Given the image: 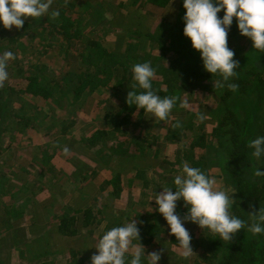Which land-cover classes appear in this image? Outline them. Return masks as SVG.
Instances as JSON below:
<instances>
[{
	"label": "rangeland",
	"instance_id": "obj_1",
	"mask_svg": "<svg viewBox=\"0 0 264 264\" xmlns=\"http://www.w3.org/2000/svg\"><path fill=\"white\" fill-rule=\"evenodd\" d=\"M60 0H54V4H57ZM62 1V0H61ZM119 1L121 0H81L82 5L86 6V13L80 15L79 19L85 25L86 21L90 20V25L85 27L84 34L88 33L91 28L96 25L95 21L102 17L108 20L112 14L118 10ZM78 4V3H74ZM130 5H128V8ZM182 7L181 0H170V2L160 9V15L155 17H148L145 14H136L134 9L123 10L121 9L120 21L122 22V28L111 30L110 24L104 26L98 31L101 34L103 42L113 45L114 53L122 57V60L127 56L132 58L133 54L136 56H145L147 53L156 56L158 54L157 46L153 42H144L140 44L137 37H130L129 30L136 29L139 27L140 30L143 28H149L153 30L156 24L161 23V18L166 19L167 24L175 23V14L178 13L179 8ZM99 12L100 16H95V13ZM143 13V12H142ZM222 12L218 15L222 16ZM90 15V16H89ZM123 16H126L123 18ZM98 17V18H97ZM161 17V18H160ZM46 18V17H43ZM43 18L36 19L34 22L32 18L25 20L23 26L25 30L22 33L20 29L12 27L11 29H4L0 26V42H3L6 38L18 37L17 41L24 44L25 48L20 49L17 52L16 58L21 63V69H27L31 66H46L50 69L56 70L59 68V73H64V70L79 69L80 64L78 62H68L65 60L64 50L66 46L60 47L61 37L56 36L49 28L46 29V24ZM167 27V26H166ZM24 28V27H23ZM43 30V31H42ZM118 33V34H117ZM170 43V42H169ZM131 45L135 46L136 50H131ZM144 47H143V46ZM228 47L235 53L234 59L239 62V67L235 69L237 75H244L246 72L242 69H248V66L244 64L245 54H247V62L255 69H258L259 64L264 63V53H258L252 50L251 42L239 35L235 18L233 24L228 33ZM19 49V48H18ZM9 48L6 50L8 51ZM197 52V51H196ZM198 53V52H197ZM244 58H241L240 55ZM189 55V54H188ZM187 53L184 57H178L176 53H169L167 61L175 59H183V65L188 67V56ZM199 56V53H198ZM125 61V64H131L132 62ZM258 60V61H256ZM12 61L8 62V68L12 69ZM166 61V62H167ZM200 58L194 60L196 66H198V72L207 74L202 68V64L199 62ZM67 62V64L65 63ZM67 65L65 68L64 65ZM187 64V65H186ZM242 65L243 68H242ZM258 65V66H257ZM18 64H15V69L12 71L13 81L8 85H12V91L7 92L9 99V107L7 108L8 116L6 125V132L2 133L0 140V167L5 172L0 170V264H66L73 261L75 253L79 254L86 260L84 263L90 264V257L96 253L92 251L86 245L87 242H97L99 237L107 231L110 226H113V220L116 219L120 210L119 207H125L130 210L133 214H149L156 213L161 218L160 223L162 228L169 235L166 222L162 216L155 211V201H149L154 197L155 191L160 193L163 189L171 186V180L181 172L182 167H179L177 153L180 151L183 145H187L188 142L195 136L199 135L200 130H196V127L184 128L179 134V143L174 141H167L163 136L165 130L161 129L160 132H153L150 129L143 132L142 141L140 147L134 148L132 146V154L138 153L139 156H127L123 160L130 162L138 159L140 166L146 170L145 182H133L129 184L121 183L119 188V197L114 196L112 193L108 195V191L104 190L102 186L107 184L114 178V173L119 172L124 174L126 171L127 164H121L118 161L106 162L104 157H100L98 153H94L92 150L86 148L84 140L90 137L97 129L100 128L102 120L100 119L101 112L105 109L111 110L117 103L115 99L114 89L112 86L114 82L108 86L112 87V90L107 87H101L96 89L91 94L85 92L80 96L79 99L71 101L70 97L67 99L69 104L61 106L57 104L56 100L44 101L41 98H30L21 94L25 81L23 79H17L19 74ZM131 66V65H130ZM56 68V69H55ZM129 73H126L127 80L125 86L116 85L115 87L121 89L122 97H126L128 85L132 86L134 83L132 80L131 67ZM48 76L56 77L57 74L48 72ZM155 76L157 78H155ZM153 82L162 84V79L155 75ZM204 87L198 92L189 94L188 91H181L177 88L174 89V93H165V96H175L177 98V105L170 113L169 119L163 121L160 126L168 124V120L175 121L176 119L182 118L183 120L189 119L191 114H194L195 109H202L205 116L203 121H196L199 124L206 126L207 130L215 128L217 121L219 120L220 113H216L217 110H222V104L220 105L219 98L215 96H208V86L211 85L209 81L199 82ZM213 84V83H212ZM99 88V87H98ZM163 96V97H165ZM249 98V97H247ZM30 102V103H29ZM51 102L55 106H52ZM250 99L244 100V98H235L232 96V100L229 106L239 121V125L243 129L245 137L252 134L251 121L252 117L250 114L249 106H252ZM57 104V105H56ZM29 105V106H28ZM63 111V112H60ZM223 111V110H222ZM10 112V113H9ZM213 112H215L213 114ZM217 114V115H216ZM23 115L24 118H18ZM196 120V117H194ZM149 120V119H147ZM62 124V125H61ZM67 130L64 133H60V128ZM17 128V129H16ZM163 128V127H162ZM166 128V127H165ZM22 130V131H20ZM111 142L112 144H120L124 140L121 137H114ZM210 144V143H209ZM67 147L69 153L63 154L62 148ZM145 153V154H144ZM183 153V152H182ZM201 154L202 151L199 150ZM105 155V153H100ZM144 154V156H142ZM42 155L51 156L49 158L50 163L52 162L53 168L56 170L51 174L45 172L40 163L42 162ZM98 158V163L94 164L91 160L92 157ZM155 158V159H154ZM168 160L171 165H165L162 171V161ZM175 161V162H174ZM79 162L85 164L79 166ZM187 163L190 166V162L186 159L183 165ZM107 164V165H106ZM169 164V165H170ZM182 165V166H183ZM129 168V167H128ZM83 169V171L79 170ZM256 169L252 170L255 173ZM94 171L93 173H91ZM86 176V177H85ZM28 178V180H25ZM215 179L214 188L224 190L230 194L231 198L234 196L233 189L224 182L223 176L213 175ZM34 179L36 184L32 181ZM76 183V185H74ZM147 184V185H146ZM80 189V190H79ZM35 199V200H34ZM34 200V205H38L37 210L32 212L33 218H36L33 227L28 224L26 220L15 224L14 229L18 226L23 234V238L19 236L18 239L11 240L9 234L11 230L6 228L5 219L11 214L12 209H19L21 212H26L29 209V202ZM100 200V201H99ZM94 201L103 203V212H113L116 216L106 217L101 226L93 228L94 232L92 235L89 231L83 229L77 236L64 237L62 234L57 233L54 230L55 218L68 211H79L84 210L87 207H94ZM102 201V202H101ZM91 202L93 204H91ZM109 206L113 208L110 211ZM98 209L95 206V210ZM153 209V211H152ZM99 210V209H98ZM126 212V210H123ZM127 213V212H126ZM133 214L129 215L130 218ZM123 215H119L122 218ZM158 217V216H157ZM45 218V219H44ZM135 218V216H133ZM108 227L105 230L104 225ZM185 227L188 229L192 236L191 246L194 254L187 260L182 259L181 249L175 244L170 243L166 247L168 241L164 244H159V247L163 246L164 251L161 255L159 264H203L207 262L206 258L203 261L198 258L201 250L214 249L215 246H201L202 240L204 243L210 242L211 238H216L218 235H211L207 231L203 233L194 224L186 223ZM30 231V229H32ZM111 228V227H110ZM19 229V230H20ZM42 229V232H40ZM171 237L173 235H170ZM219 237V236H218ZM24 239V240H23ZM91 239V240H90ZM169 239V238H168ZM66 241V242H65ZM176 241V239H175ZM16 243V245L14 244ZM69 242V243H68ZM86 242V243H85ZM177 242V241H176ZM92 243V242H91ZM83 244V245H82ZM52 246V248H51ZM210 251V250H209ZM208 251V254L210 252ZM152 251H145V255ZM199 259V260H198ZM208 263H213L214 258L209 257Z\"/></svg>",
	"mask_w": 264,
	"mask_h": 264
},
{
	"label": "trees",
	"instance_id": "obj_2",
	"mask_svg": "<svg viewBox=\"0 0 264 264\" xmlns=\"http://www.w3.org/2000/svg\"><path fill=\"white\" fill-rule=\"evenodd\" d=\"M169 2L170 0H121L119 1L118 10L115 11L108 20H106L107 17L101 19L103 15L98 18L100 13L96 12L95 16H98V21H95L96 25L86 34H84L83 31L91 22L88 20L85 25L82 26L83 22L79 17L86 13L85 9L88 5H82L83 3L81 0H60L57 4H54L53 8L60 11V16L54 20L49 17L43 18L46 24L45 28H49V31L61 37L62 42L60 43V47L66 46L64 53L67 58H65V60L68 62H78L80 67L79 69L77 68V70H74L72 66L68 69L66 65L67 62H65L66 64L64 65L65 68H67V70H64V73H59V68L52 70L48 65L42 67L31 66L23 70L16 56L18 50L25 48L24 44L18 42V37L15 36L6 38L3 42H0V54H3V52L9 48L8 51H11L15 57L12 61V69L8 68L9 78L5 82L4 87L0 88V140L2 138V133L7 131L5 122L8 121L7 108L10 105L8 104L9 99L7 97V92L15 88L7 83H10L13 81V78H15L12 75L15 64L19 66V71H17L19 77L17 79H23L25 81L21 94L30 98L39 97L44 101L56 100L57 104H61V106L69 104L67 100L69 97L71 101H75L85 92L92 95L94 91L100 89V86L107 87L111 90L113 87V95H115L114 97L117 105L111 108V110L105 109L101 112L100 119L102 120V124L100 128L84 140L86 148L92 150L94 153H98L100 157H104L106 162L111 163L113 161H118L121 164H127L124 174H121L120 171L114 173V178L102 186L106 191H108V187L110 188V191H108L110 193H108V195L112 193L114 196L119 197L121 191L119 186L121 183L126 184L128 182L131 184L133 182L146 181V170L143 166H140L138 159L130 162L124 161L123 159L127 156H139L137 152L132 154V146L134 148L140 147L139 145L143 143L141 139L143 136L142 133L148 131L146 130L147 128L155 133L164 129L165 135L163 138L167 141L179 143L180 140L178 137L181 130L184 128H191V130H193L196 127V130H200L199 135H195L187 145H183L181 149H179L180 151L176 156L179 154L180 156L176 163H179L178 165L181 168L186 159L190 162V167L200 168L209 177L215 176V174L223 176L224 182L234 191L233 199L235 200L231 202L232 206L229 209L230 213L244 220L246 224H249L251 223L249 213H253L259 208H264V177H257L255 173H252L253 169L261 168V170H264V158L257 161L251 156L252 149L248 147L250 141L257 135H264V63L259 64L260 66L257 65L259 68L255 69L252 66L250 67V64H248L246 60L248 59L247 54H251V52L245 54L246 59L241 54L240 56L244 58V64L248 66V69H242L246 74L236 75L234 80L231 81L238 85V89L232 91L227 87L216 88V77H211L209 73L204 75L198 72V66H196L194 60L200 57L198 53L192 49L189 40L182 35L183 23L181 17L184 11L182 7L179 8L177 14L173 15L175 16L174 24L169 25L166 21L168 18L163 19L160 17V20H162L161 23L158 22L153 30L149 28L140 30L139 27L129 30L130 37H137L140 44L144 42L155 43L158 50L156 56L149 53L145 56H136L133 54L132 58L127 56V58L125 57L122 60V57L114 53L115 48L113 45L110 46L101 41L103 40L101 37L102 35L97 31L104 28L106 24H110L111 30H119L120 27L122 28V22L120 21V17L122 16H117L121 14L120 10L127 9L128 5H130V7L127 10L134 9L136 14L146 13L145 15L148 17H155L160 15V9L166 7ZM74 3L78 4L76 5ZM125 17L126 16H123V18ZM23 27L20 28V31L25 33L23 30H25L26 26ZM131 50H136L135 46L131 45ZM169 53H176L180 58L184 57L186 53L187 55L189 54L187 56L189 64H186L188 67L183 65L184 58L167 61ZM128 59H130L129 61L132 63L127 65L124 62ZM143 62H151L155 69V75H158V77L162 79L164 88L159 83L155 84L152 81L153 89L161 97L165 96L166 92L174 93L173 88H177L181 91H188L189 94L198 92L202 89L203 93L204 87H202L199 82L209 81L211 85L208 86L206 94L208 96L212 95L218 97L220 102L219 106L222 104L223 110L219 108V110L216 111V113H220V117L215 128L213 127L207 130L205 125L196 122L198 121L197 118L196 120L194 118L196 117V113H203L202 109L204 110V107H202V109H195L193 111L195 115L191 114L188 120H183L182 118L176 119L175 121L168 120L170 123L164 126H160L162 122H153V119L149 118L148 114L143 113L142 110L137 112L132 106L129 107L125 103L126 97H122L121 89L115 86L117 84L125 86V82L128 78L126 73L130 71L129 67H132V65L136 63ZM199 62L202 64L201 60ZM243 66L244 65H242V68ZM48 72L57 74V76H48ZM155 78L157 77L155 76ZM112 82H114L113 84L115 85L109 87L108 85ZM131 88L132 86L128 85V89L131 90ZM233 95H235V98H244V100L250 99L253 102L252 106H249L252 117V134L247 137L243 134V129L229 106ZM51 104L55 106L53 102H51ZM60 112L63 111L60 110ZM214 113L215 112H213V114ZM17 117L20 118V120L24 118L23 115ZM177 122H180V127H174ZM65 129L66 127L60 128L59 132H66L67 130ZM114 137H121V140H124L122 145L121 143L112 144L111 142ZM199 150L202 151L201 154ZM100 153H105V155H101ZM144 154L142 156H144ZM48 157L51 158V156ZM49 158L42 155L40 166L45 172L51 174L56 170L53 168L52 162L50 163ZM91 160L94 164L98 163V158L95 156L92 157ZM78 164L79 166L85 167V164L82 162ZM169 164L168 160H163L161 163L162 171H165L163 169L165 165L170 166V169L174 165ZM0 170L5 177V171L2 170V166ZM79 170L83 171V169ZM93 172L94 171L91 173ZM25 180H28V178H25L24 181ZM32 181L36 184L34 179H32ZM74 185H76V183H74ZM171 187H173L172 182L169 188ZM1 196L2 195H0V197ZM34 200L29 202V209L26 210L25 214L17 208L14 210V208L11 214L9 213V216L5 219L6 228L8 231L9 229L11 230L9 233L11 235V240L15 241L19 236L23 238V235L21 236V234H23L21 229L18 226L14 229L16 223H20L29 217L26 221H28L30 227H33L36 218H33L35 214L32 212L38 208V205H34ZM94 203L99 210H95V206H90L84 210H72L61 213L58 218H55L56 223L54 230L62 234V236L70 238L77 236L83 229L88 230L89 234L92 235L94 233L92 232L93 228H97L101 226V223L105 222V219L103 220L101 217L114 218L116 216L113 212H103V203L101 204L98 201H94ZM91 204L93 203L91 202ZM109 209L113 211L111 206H109ZM119 209L122 211H120L116 219L113 220L112 224L114 225L110 226L111 228L127 223L131 219V217L128 218V214L131 215L133 213L126 209V206L119 207ZM123 210H126L127 213ZM177 212L181 216H183L185 212L182 202L180 201L177 202ZM152 214L153 215H149L148 213L135 214V218H132L139 222L140 243L144 246L145 250L156 251L163 249L164 251L163 246L159 247V244H164V242L166 243L167 241L166 247H168L170 243L175 244L173 247H176L177 242L175 241V237L167 235L161 226V218L159 215H156V213ZM119 215H123V217L119 218ZM107 223L108 222L104 225L105 230L108 227ZM110 227L108 229H110ZM32 230L33 228L30 229V231ZM40 232H42V229ZM204 241L205 240H202V242H200L201 246L205 244V246L216 245V247L214 249L207 247L208 249L200 251L198 255L199 259L201 257L200 261H203V258L207 259V262L203 264H264V234L253 235L247 230V227L240 230L231 242L223 241L218 236L216 238H211L210 242L204 243ZM14 244L16 245L15 242ZM88 247H92L91 242ZM90 249L95 251L94 248ZM208 251L210 254H208ZM210 256L214 258L213 263H208L210 261ZM83 260H85V258L81 256L77 257L75 254L73 261L66 264H85ZM49 264L53 263L51 262Z\"/></svg>",
	"mask_w": 264,
	"mask_h": 264
},
{
	"label": "clouds",
	"instance_id": "obj_3",
	"mask_svg": "<svg viewBox=\"0 0 264 264\" xmlns=\"http://www.w3.org/2000/svg\"><path fill=\"white\" fill-rule=\"evenodd\" d=\"M54 0H0V26L4 29L23 27L25 20L49 17L56 19L60 11L53 8ZM183 16L182 35L187 38L193 50L199 53L202 68L211 77H216L215 87L236 91L238 85L231 81L237 75L239 62L235 53L228 47V33L235 18L240 36L251 42L252 50L264 53V0H181ZM223 13L222 16L218 15ZM14 54L5 51L0 54V88L9 78L8 62ZM133 85L127 92L125 103L135 111L148 114L153 122L166 121L177 105L175 96L161 97L153 89L152 80L155 69L151 62L136 63L131 67ZM200 121L205 119L201 112L196 113ZM177 122L174 127H180ZM251 156L257 161L264 158V135H257L250 141ZM63 154L69 149L63 147ZM257 177H264V170H255ZM215 179L207 176L200 168L190 167L187 163L173 180L171 188L155 191V211L166 222L169 235H173L181 249L182 259L187 260L194 252L192 236L185 227L192 223L199 229L220 239L231 242L242 229L253 235L264 234V208L249 213L251 223L230 213L231 202L235 199L224 190L214 188ZM185 209L183 216L177 212V202ZM153 211V209H152ZM105 231L90 257V264H159L163 249L145 255L140 243L138 221L133 220Z\"/></svg>",
	"mask_w": 264,
	"mask_h": 264
},
{
	"label": "crops",
	"instance_id": "obj_4",
	"mask_svg": "<svg viewBox=\"0 0 264 264\" xmlns=\"http://www.w3.org/2000/svg\"><path fill=\"white\" fill-rule=\"evenodd\" d=\"M23 240H24V239H23ZM90 240H91V239H90ZM65 242H66V241H65ZM91 242H92V243H91L92 247H95V245H96V243H97L98 241H97V242L91 241ZM85 243H86V242H85ZM82 245H83V244H82ZM86 245H89V242H87ZM94 250L96 251L95 248H94ZM75 254L77 255V257L80 256V255L77 254V253H75ZM81 257H82V256H81ZM85 260H86V259H85ZM83 261H84V260H83ZM86 264H88V263H86Z\"/></svg>",
	"mask_w": 264,
	"mask_h": 264
}]
</instances>
